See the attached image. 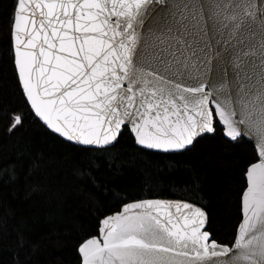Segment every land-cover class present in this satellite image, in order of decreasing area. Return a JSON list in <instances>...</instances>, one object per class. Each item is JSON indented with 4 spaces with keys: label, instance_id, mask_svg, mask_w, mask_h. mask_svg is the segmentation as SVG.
Here are the masks:
<instances>
[{
    "label": "snow or ice",
    "instance_id": "1",
    "mask_svg": "<svg viewBox=\"0 0 264 264\" xmlns=\"http://www.w3.org/2000/svg\"><path fill=\"white\" fill-rule=\"evenodd\" d=\"M11 38L31 108L70 141L105 147L129 127L140 146L181 151L217 123L254 140L231 247L201 208L146 200L102 221L83 264H264V0H17Z\"/></svg>",
    "mask_w": 264,
    "mask_h": 264
},
{
    "label": "trees",
    "instance_id": "2",
    "mask_svg": "<svg viewBox=\"0 0 264 264\" xmlns=\"http://www.w3.org/2000/svg\"><path fill=\"white\" fill-rule=\"evenodd\" d=\"M16 0H0V264H80L77 246L98 233L99 219L128 200L185 199L201 205L211 236L231 244L240 219L253 144L215 124L177 152L137 146L127 127L113 145L86 147L50 131L31 112L13 64Z\"/></svg>",
    "mask_w": 264,
    "mask_h": 264
},
{
    "label": "water",
    "instance_id": "3",
    "mask_svg": "<svg viewBox=\"0 0 264 264\" xmlns=\"http://www.w3.org/2000/svg\"><path fill=\"white\" fill-rule=\"evenodd\" d=\"M16 5H17V0L15 1V5H14V9H13V14H14V11H15V8H16ZM12 22H13V15H12L11 27H12ZM10 37H11V32H10ZM11 46H12V54H13V64H14V68H15V70H16V74H17L18 82H19L20 88H21V90H22L23 96H24V98H25V100H26V102H27V104H28V106H29L31 112L33 113V115H34V116H35V117H36V118H37V119H38V120H39L44 126H46L50 131H52V132L55 133L56 135L60 136L61 138L65 139V140H67V141H69V142H72V143H74V144L81 145V146H86V147H99V146H95V145H92V146L82 145V144H79V143H77V142H75V141H70V140L66 139L65 137L61 136L60 134H58V133L54 132L52 129H50V128L45 124V122H44L40 117H38V116L35 114L34 110L31 108L29 102L27 101L26 95H25V93H24V91H23L22 83H21L20 78H19V72H18V69H17L16 64H15V57H14V49H13V40H12V38H11ZM221 67H222V68H226L227 66H226V65H222ZM216 72H217L216 61L213 60V71H212V73H209V76H210V77H214L215 74H216ZM221 98H223V97H221ZM221 126H222V125H221ZM127 128H128L130 134H131L132 137H133L134 143H135L137 146H139V147H142V148H145V149H148V150H153V151L177 152V151H163V150H158V149H149V148H146V147L140 146V145H138V144L136 143V141H135V137H134V135L131 133L130 128H129V127H127ZM222 129H223V126H222ZM122 130H123V128H122ZM122 130H121V132H122ZM224 136H225V135H224ZM118 137H119V136H118ZM118 137H117V139H118ZM225 137H226V136H225ZM226 138H228V137H226ZM244 138H246L247 140H249V141L253 144V146H254V140H250L248 137H244ZM228 139H229V138H228ZM115 142H116V141H115ZM115 142H114V143H115ZM114 143H113V144H114ZM113 144H111V145H113ZM108 146H110V145H108ZM254 149H255V147H254ZM255 152H256V150H255ZM257 160H258V156H257V154H256V159H255L254 161L250 162V163L246 166V169H245V172H244V176H245V185H244V187H243V189H242L241 196H240V212H241V216H240V219H239V221H238V223H237V226H236V230H235V234H234L233 240H232L231 244H226V243H222V242L217 241L216 239H214V238L211 236V239L215 240L218 244H221V245H227V246L231 247L232 244H233L234 241H235V238H236V235H237V232H238L239 225L241 224V222H242V220H243L242 197H243V193H244V191H245L246 188H247L246 171H247L248 167H249L252 163L257 162ZM146 200H161V201H166V202H170V203H188V204L193 205L194 207H199V208H201V209L206 213L205 209H204L201 205H199V204H197V203H195V202L189 201V200H185V199L168 198V197H156V196H146V197H139V198H135V199H131V200L125 201V202H123V203L120 205L119 209L114 210V211H112V212H110V213H107V214H105L104 216H102V217L99 219L98 233H97V234H92V235L87 236L86 238H84V239L78 244V246H77V251H78V255H79V257H80V264H83V257H82V254H81L80 251H79V248H80V246H81L85 241H87V240L90 239V238H96V239H99V240L101 241V243H103V238H102V233H101V228L103 227V225H102V221H103V220H105L106 218H108V217H110V216H113V215H116V214H118V213H121V212L123 211L124 207H125L126 205H128V204L139 203V202L146 201ZM206 215H207V213H206ZM206 225H207V224H206ZM204 230L209 232V230H207L206 226H205V229H204ZM209 233H210V232H209ZM210 234H211V233H210Z\"/></svg>",
    "mask_w": 264,
    "mask_h": 264
}]
</instances>
